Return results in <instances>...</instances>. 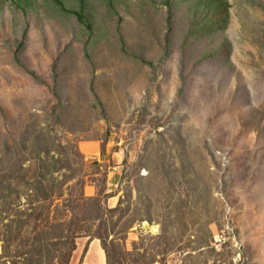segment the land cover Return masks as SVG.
Instances as JSON below:
<instances>
[{"label": "rangeland", "instance_id": "374dc122", "mask_svg": "<svg viewBox=\"0 0 264 264\" xmlns=\"http://www.w3.org/2000/svg\"><path fill=\"white\" fill-rule=\"evenodd\" d=\"M87 1L0 0V264H264V0Z\"/></svg>", "mask_w": 264, "mask_h": 264}, {"label": "trees", "instance_id": "16d2710c", "mask_svg": "<svg viewBox=\"0 0 264 264\" xmlns=\"http://www.w3.org/2000/svg\"><path fill=\"white\" fill-rule=\"evenodd\" d=\"M190 1V6H193V7H198L199 9L201 7H203L205 10H209L213 13H224L226 12L227 10L225 9H222L219 5L221 3H223L225 0H189ZM79 4L83 5V4H89V2L87 0H78ZM178 1L175 0L173 2V4H176ZM197 13V12H196ZM196 13L194 14V16H196ZM227 13V12H226ZM221 21L225 22L226 20V15L223 16V18L220 19ZM200 25H203L204 27H207V26H210L211 24H209L207 22V20H202V22H200ZM50 197V193L47 192L45 193L44 195H42V200H46L47 198ZM29 217H32L31 215H29ZM34 217H39L38 213H36L34 215ZM33 218V217H32ZM101 228H103V231L105 229V221L102 220L101 222ZM78 230L77 228V222L75 221V219H73L70 223V227H69V230H67V236L65 238H67L68 236L69 237H72L75 235L76 231ZM99 240H100V243H101V247L104 251V254H105V261H106V264H113V260H114V255L113 253L111 252V250L109 251V248L107 246V243H106V235L103 236L101 235L100 237H98ZM33 244V252H24V253H21V256L24 255V259L22 258V264H32V263H36V262H39V260L42 259L43 257V253H42V247H44L46 244ZM66 246V251L64 252H61L62 255H60V257L63 258L64 256V260L61 259L63 262V264H67L69 258H70V255L72 253V251L74 250L75 248V244L73 242H71L69 245L62 243V246L61 248H65ZM2 254L0 255V260H4V261H8L9 258H14L15 259V254H12V256H9L10 255V250H9V247L7 248L6 246H3V249H2ZM49 252V251H48ZM18 256V254H17ZM36 257V259H34ZM55 257H53V259L55 260ZM26 261V262H24Z\"/></svg>", "mask_w": 264, "mask_h": 264}, {"label": "crops", "instance_id": "0c3cea01", "mask_svg": "<svg viewBox=\"0 0 264 264\" xmlns=\"http://www.w3.org/2000/svg\"><path fill=\"white\" fill-rule=\"evenodd\" d=\"M98 249L103 252L104 255V264H105V254L103 249L100 247L99 243H97V240L93 239L91 243L89 244V247L86 252V258L82 262V264H99L100 258L98 255Z\"/></svg>", "mask_w": 264, "mask_h": 264}, {"label": "built area", "instance_id": "2783aa9c", "mask_svg": "<svg viewBox=\"0 0 264 264\" xmlns=\"http://www.w3.org/2000/svg\"><path fill=\"white\" fill-rule=\"evenodd\" d=\"M218 243H222L221 238H218L217 240ZM226 243V242H225ZM230 264H245L244 259L240 257V254H236L235 256H233Z\"/></svg>", "mask_w": 264, "mask_h": 264}, {"label": "bare ground", "instance_id": "6f19581e", "mask_svg": "<svg viewBox=\"0 0 264 264\" xmlns=\"http://www.w3.org/2000/svg\"><path fill=\"white\" fill-rule=\"evenodd\" d=\"M98 255H99V258H100L99 264H104V255H103V252L101 250H99V249H98Z\"/></svg>", "mask_w": 264, "mask_h": 264}]
</instances>
